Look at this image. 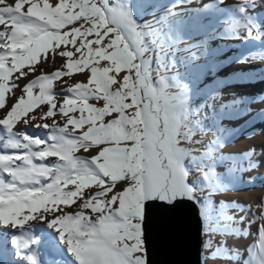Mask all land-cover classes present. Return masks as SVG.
<instances>
[{
    "label": "snow or ice",
    "instance_id": "snow-or-ice-1",
    "mask_svg": "<svg viewBox=\"0 0 264 264\" xmlns=\"http://www.w3.org/2000/svg\"><path fill=\"white\" fill-rule=\"evenodd\" d=\"M0 26V226L50 221L74 264H150V208L203 205L196 192H210L212 183L203 163L212 146L201 156L181 146L196 134L187 85L164 75L154 81L145 59L168 36L138 30L125 0H0ZM55 57L63 63L46 72L42 65ZM164 59L155 55L157 72ZM85 73L86 80L70 82ZM170 86L180 91L170 94ZM27 127L47 129V139ZM196 166L207 171L190 181ZM214 211L233 221L212 203L205 234L227 235L213 226ZM257 241L240 264H264V223ZM224 249L217 246L212 258H233Z\"/></svg>",
    "mask_w": 264,
    "mask_h": 264
},
{
    "label": "rangeland",
    "instance_id": "rangeland-1",
    "mask_svg": "<svg viewBox=\"0 0 264 264\" xmlns=\"http://www.w3.org/2000/svg\"><path fill=\"white\" fill-rule=\"evenodd\" d=\"M8 2L12 3L13 0H8ZM125 3L129 5L134 19L138 22V30L152 31L158 28L165 36H168L167 42H165L163 37L160 38V44H163V48H161L160 44L153 45L155 52L149 51L145 54V59L152 62L150 67L153 69V80L155 81L158 75H164L168 78H174L177 83L188 87L187 106L191 113L190 120L196 125V134L191 143H184L181 146L193 150L192 155H196V152L205 153L209 151L208 146L211 145L212 158L208 159L206 157L203 163L205 165L210 164L212 173L217 171L218 176V170L226 164L225 158L229 155V150H226V147L235 140L240 144V149L237 151L238 157L241 159L246 158V169L248 171L253 172L252 166L255 161L264 164V144L251 145L248 142L249 139L244 140L240 135H236V139L233 140L232 137L235 132L228 126L229 120L238 123L237 121H240V118L244 117L243 115H250L251 119L254 115L249 114V106L246 104H240L239 106L238 103L235 104L238 106H233V101H239V97L243 93L241 86L244 84L240 83L239 80L244 77L246 71L238 67V59L234 60V64L224 66L225 55H227L225 39L229 36L231 29L222 23L215 22L212 19V13L204 11L202 7L205 3L211 6H219L220 0H125ZM142 25H147L148 27L141 29L139 26ZM240 34V30L232 32L234 37H238ZM147 40L151 41L152 37L148 36ZM156 54H161L165 58L163 61L165 67H161L159 72L156 71ZM62 63L63 60L61 58L55 57L54 63L44 64L42 67L46 72H51ZM124 74L120 73V76L122 77ZM86 78L87 73L77 74L70 78V82L82 81L86 80ZM26 82L23 81V83ZM57 90H59L58 86ZM179 91L175 86L168 88V92L173 95ZM228 106L235 107V111H232L234 115L232 119L227 117L226 108ZM251 119L246 121L241 127L247 125ZM263 125L256 124L252 131L258 133ZM20 126L17 125V128ZM38 129L42 133V139H47L48 130ZM245 142L248 144H245ZM261 151L263 154L258 153ZM81 154L90 158L95 155V152L84 153L81 150V152L77 153V155ZM204 171H207L206 167H194L189 177L190 181H198ZM209 188L210 192L206 188L203 193L200 191L196 192L197 197H206L203 205L193 201L198 207L202 221V264H209L211 257L209 248H205L206 242L209 241L212 234V232L205 234V228L208 224V199L213 201L215 208L218 210L221 196L219 190L212 192L211 185H209ZM251 189H254L253 185L247 184L245 186V190L249 191ZM237 198L236 196L235 199ZM235 199L230 198L231 207L224 213L232 218L233 221L224 220L218 211H215L218 216L213 215V217L215 216L213 224L215 225L218 222L222 228H226L227 232V235L214 233V248L216 249L217 246L225 247L223 251L229 256L230 249L227 237L230 229L228 226H234V228L236 226L232 213V208L237 206ZM242 199L243 203L247 202L245 196ZM225 222H228V224H225ZM259 223L264 222L260 221ZM46 224L50 226V221L46 222ZM26 226L24 225V227ZM50 227L54 231L56 230L55 226ZM71 258L73 260L72 255ZM0 264L5 263L0 259ZM214 264H231V258H215Z\"/></svg>",
    "mask_w": 264,
    "mask_h": 264
},
{
    "label": "bare ground",
    "instance_id": "bare-ground-1",
    "mask_svg": "<svg viewBox=\"0 0 264 264\" xmlns=\"http://www.w3.org/2000/svg\"><path fill=\"white\" fill-rule=\"evenodd\" d=\"M202 7L204 11L212 13V19L215 22L222 23L231 29L229 36L225 39L227 55H225L224 66L232 65L234 60L238 59V67L246 71L244 77L239 80L244 84L241 86L243 93L239 97V101H233L234 105H232L238 106L235 105L238 103L239 106L240 104L248 105L249 114L254 117L251 119L250 115H243L244 117L240 118L238 123L229 120L228 126L235 132L232 138L234 140L240 135L244 140L249 139L248 142L251 145L264 144V0H223L219 6L205 3ZM236 30L241 31L238 37L232 36V32ZM234 109L235 107L230 106L226 108L229 119L234 118L232 113ZM250 119L251 121L247 125L241 127ZM256 124L263 125L258 133L252 131ZM23 130L34 138H43L38 128H23ZM245 144L248 143L245 142ZM239 149L240 144L237 140L229 143L226 147V150H229V155L225 158L226 164L218 170L219 176L217 171L212 173V183L210 184L212 192L217 190L221 192L218 206L221 213H226L227 209L231 207L230 198L238 197L235 199L237 206L232 208L236 226L235 228L228 226L230 232L227 240L230 256L233 257L231 264H240V261L248 259L249 247L258 242V223L264 222V215H262L264 210L260 207L261 198L264 197V164L255 161L252 166L253 172L248 171L246 158L238 157ZM8 152L12 154L14 150H8ZM203 153L196 152L195 156H201ZM258 153L263 154L262 151ZM17 163L20 162L17 161ZM4 179L6 181L9 179L7 174L4 175ZM247 184L253 185L254 189L245 190ZM243 196L246 197L247 202L243 203ZM212 203L213 201H208L207 215ZM213 215L218 216L215 211ZM47 219L50 220L51 217ZM46 222L48 221L28 220L23 226H0V259L5 264H30L27 257L34 256L37 264H74L71 253L61 240L57 228L54 231ZM24 225L27 226L24 227ZM213 226L215 225L213 224ZM209 240L212 241V247L209 248L211 257L208 263L214 264L215 258H212V252L215 251L214 233L211 234ZM20 243H28L29 247L21 248Z\"/></svg>",
    "mask_w": 264,
    "mask_h": 264
},
{
    "label": "water",
    "instance_id": "water-1",
    "mask_svg": "<svg viewBox=\"0 0 264 264\" xmlns=\"http://www.w3.org/2000/svg\"><path fill=\"white\" fill-rule=\"evenodd\" d=\"M150 264H202V221L194 202L150 208L145 223Z\"/></svg>",
    "mask_w": 264,
    "mask_h": 264
}]
</instances>
